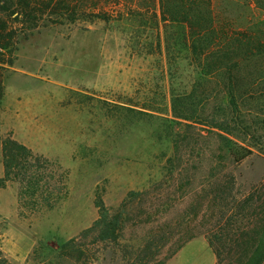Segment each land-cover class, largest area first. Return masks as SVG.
<instances>
[{
	"label": "rangeland",
	"instance_id": "374dc122",
	"mask_svg": "<svg viewBox=\"0 0 264 264\" xmlns=\"http://www.w3.org/2000/svg\"><path fill=\"white\" fill-rule=\"evenodd\" d=\"M110 1L55 0L88 12L76 20L66 9L46 13L0 53L13 61L0 64V178L6 139L32 154L0 189V264H168L194 238L218 251L217 264H239L246 236L263 224L264 161L234 164L203 128L215 120L264 147V59L256 95L234 105L225 91L196 85L185 42L169 55L166 36L182 28L166 31L152 13L127 9L102 19ZM215 2L239 24L262 26L256 6L264 0ZM94 13L102 18L88 16ZM0 20L9 40L14 17ZM195 88L178 108L200 124L174 125L191 122L174 117L173 95ZM209 182L226 188L218 206L208 204Z\"/></svg>",
	"mask_w": 264,
	"mask_h": 264
},
{
	"label": "trees",
	"instance_id": "16d2710c",
	"mask_svg": "<svg viewBox=\"0 0 264 264\" xmlns=\"http://www.w3.org/2000/svg\"><path fill=\"white\" fill-rule=\"evenodd\" d=\"M215 1L111 0L108 6L102 8L103 15L94 13L88 14V16L92 18H102L103 16L102 19H108L116 15L122 17L126 13L125 9H127V14L132 16H144L152 13L155 19L164 24L166 31L175 27L182 28V33H169L166 36L169 55L173 46L179 45V42H185L190 50L192 62L199 70L196 85L204 84V82L208 86L213 85L216 89L219 88L225 91L230 98V102L236 105L237 98L254 97L256 95L251 87L259 79L260 68L258 66L264 59V20L261 22V27L256 26L252 19L241 25L238 23L237 15L231 11L229 6L221 5L220 7ZM252 7L251 3L246 6L249 11L253 9ZM256 8L264 12V2L257 4ZM60 9H66L70 14L73 13L74 18H71L72 20L77 19L78 13L87 14L88 12L87 8L79 4L67 3L61 7V4H56L55 0H0V14L14 17L17 25L15 31L8 34V38H10L8 40L4 34L7 30L6 21L0 20V33H2L0 34L1 56H6L5 52L11 45L10 41L13 39V34L27 31L30 24L33 25L31 29L37 28L46 13L57 14ZM51 22L56 24L60 22V19H54ZM0 64L3 65L2 69H5L6 65L12 66L13 61L0 58ZM196 92L195 88L190 94H174L172 99L174 117L192 124L176 120H170L171 123L186 128H193L196 127V124H200L198 118H195L190 112L178 108L182 107L180 105L185 104V102L189 103ZM210 93H215V90H209L208 94ZM3 96L4 93L0 84V105ZM208 123L210 125L203 128V131L207 133L206 139L209 140V144L218 143L225 159L237 165L242 164L249 158L264 161V147L259 148L255 144H250L247 142V138H241L234 134L223 123L215 122V120ZM214 129H219L222 132H216ZM180 135V133H176L177 143ZM3 152L5 176L0 178V189L5 188L11 180L12 171L25 170L28 160L32 158L30 150L13 139H6L3 142ZM209 183L211 184L209 187L214 186L210 192L211 195L207 196V198L211 197L208 204L216 203L215 205L218 206V199L225 193L226 188L221 183ZM232 216H234L233 212L227 217V221ZM218 229L219 231L223 230V226H219ZM247 234L245 233L244 236ZM246 238L247 240L241 246L242 257L239 264H262L264 262V218L263 224ZM213 249L218 257V251L214 247Z\"/></svg>",
	"mask_w": 264,
	"mask_h": 264
},
{
	"label": "crops",
	"instance_id": "0c3cea01",
	"mask_svg": "<svg viewBox=\"0 0 264 264\" xmlns=\"http://www.w3.org/2000/svg\"><path fill=\"white\" fill-rule=\"evenodd\" d=\"M218 258L209 242L195 238L185 243L168 264H217Z\"/></svg>",
	"mask_w": 264,
	"mask_h": 264
}]
</instances>
